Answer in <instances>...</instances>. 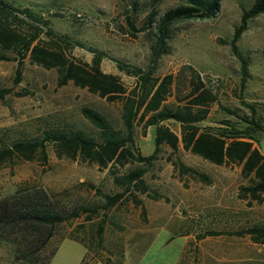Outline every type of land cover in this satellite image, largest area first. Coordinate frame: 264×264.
<instances>
[{
  "label": "rangeland",
  "instance_id": "374dc122",
  "mask_svg": "<svg viewBox=\"0 0 264 264\" xmlns=\"http://www.w3.org/2000/svg\"><path fill=\"white\" fill-rule=\"evenodd\" d=\"M9 1L33 8L57 32L105 52L102 69L119 75L128 88L135 85V78L121 72L110 57L147 68L153 63L158 19L178 4V0H163L148 25L151 0ZM253 2L222 0L221 11L213 19L176 21L167 32L165 52L156 64L158 76L194 66L218 94L219 101L211 105V117L216 120L225 113L221 106L234 110L236 115L250 117V104L264 125V14L249 21L248 29L236 43V51L231 44L243 10ZM129 17L133 18L136 30L129 25ZM71 55L86 62L93 57L90 50L81 46L72 49ZM243 60L248 68L244 86ZM23 63L17 81V60H0V88L12 90L0 102V146L2 140L41 137L45 129L55 125L78 128L98 137V128L81 111L84 106L104 113L115 129L123 128L121 102H109L73 81L60 86L57 68L33 63L30 54ZM228 118L239 120L231 114ZM166 124L180 132L179 124ZM200 125L203 129L219 126L209 120ZM155 131L154 126L136 127V143L143 155L154 151ZM260 148L264 154V135ZM46 154V161L37 154L34 160L16 157L0 166V195L14 192L21 183L37 182L52 192L67 191L73 202L99 209L91 221L83 216L59 228L51 242V247L59 248L50 264H104L103 260L108 258L114 263L119 258L120 245L133 239L135 231H150L153 237L139 258L125 264H264V243L256 242L247 233L235 234L264 225V194L259 199L243 194L241 187L250 181L244 178L241 165H216L185 150L182 144L176 152L163 145L158 159L148 165L126 162L104 169L82 159L59 157L51 142L46 144ZM175 162L196 168L208 175L210 181L182 173ZM138 168L145 169L149 191L131 189L116 206L104 208L105 194L123 191L115 183L113 172L122 174ZM99 225L104 227L102 244ZM209 231L221 234L207 235ZM71 232L89 239L90 254L85 245L68 237ZM0 264L24 263L17 261L9 247L2 244Z\"/></svg>",
  "mask_w": 264,
  "mask_h": 264
},
{
  "label": "trees",
  "instance_id": "16d2710c",
  "mask_svg": "<svg viewBox=\"0 0 264 264\" xmlns=\"http://www.w3.org/2000/svg\"><path fill=\"white\" fill-rule=\"evenodd\" d=\"M162 1L151 0L153 8L148 17V25L157 15L156 6ZM221 6L222 0H178L175 7L165 11L158 19L159 33L153 47V63L147 68L110 57L121 72L135 78V85L128 88L119 75L102 69L105 52L57 32L50 27L42 13L31 7L0 0V60H17V81L20 79L24 58L30 54L33 63L47 69L57 68L60 86L73 81L75 85L88 88L109 102H121L123 122L122 129H115L104 113L84 106L81 111L98 128V137L78 128L55 125L45 129L41 137L2 140L0 166L12 162L16 157L34 160L37 154L46 161L47 142L54 144L59 157L82 159L96 163L103 169L126 162L148 165L158 159L163 145L176 152L182 144L185 150L216 165H241L244 178L250 181L249 185L241 187L243 194L253 199L261 198L264 194V154L260 148V139L264 135V125L262 119L255 116L253 105L249 104L250 117L236 115L234 110L221 106L225 113H221V118L216 120L211 117V105L219 101L218 94L194 66L187 65L177 73L156 75V64L165 52L170 27L181 19H213L220 13ZM261 14H264V0H254L248 9L243 10L240 24L235 28L231 41L234 51L237 41L248 29L249 21ZM128 22L136 30L133 18L129 17ZM76 46L90 50L93 53L92 60L86 62L71 55V50ZM4 51L15 55L11 57ZM242 75L244 86L248 76L244 60ZM10 92L11 89L0 88V102ZM228 114L237 116L239 120L227 119ZM208 120L219 126L210 125L203 129L200 123ZM167 121L179 124L180 132L168 126ZM138 125L156 128L155 148L149 155H143L137 146L135 132ZM174 166L180 168L182 173L210 181L208 175L194 167L181 162H175ZM113 174L115 183L123 191L104 195L106 209L120 203L131 189L143 193L149 191L143 168ZM98 212L97 207L73 202L67 191L52 192L37 182L21 183L14 192L0 195V245H7L10 254L24 264H50L59 248V245L51 247L59 228L83 216L86 221H91ZM143 212L146 213L145 208ZM103 229V225H99L97 230L101 244ZM244 233L250 234L256 242L264 243V225H255L235 234ZM219 234L216 231L207 233ZM68 237L85 245L90 254L92 247L88 238L75 232L69 233ZM119 253L116 263H112L110 258L103 260V263L123 264L125 241L120 245Z\"/></svg>",
  "mask_w": 264,
  "mask_h": 264
},
{
  "label": "crops",
  "instance_id": "0c3cea01",
  "mask_svg": "<svg viewBox=\"0 0 264 264\" xmlns=\"http://www.w3.org/2000/svg\"><path fill=\"white\" fill-rule=\"evenodd\" d=\"M152 235L153 232L150 231H144L143 233H141L140 231L139 233L135 231L134 238L130 240L127 239L125 241V258L123 264H125L128 260L133 261L139 258L140 255L145 252L146 246L148 245L150 239L153 237Z\"/></svg>",
  "mask_w": 264,
  "mask_h": 264
}]
</instances>
